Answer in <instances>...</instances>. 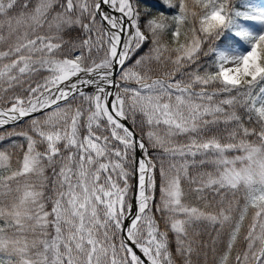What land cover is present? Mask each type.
<instances>
[{
	"label": "snow or ice",
	"instance_id": "1",
	"mask_svg": "<svg viewBox=\"0 0 264 264\" xmlns=\"http://www.w3.org/2000/svg\"><path fill=\"white\" fill-rule=\"evenodd\" d=\"M25 121L0 264H264V0H0Z\"/></svg>",
	"mask_w": 264,
	"mask_h": 264
},
{
	"label": "trees",
	"instance_id": "2",
	"mask_svg": "<svg viewBox=\"0 0 264 264\" xmlns=\"http://www.w3.org/2000/svg\"><path fill=\"white\" fill-rule=\"evenodd\" d=\"M25 123H26V121L21 122L20 124L15 125V126L11 124L9 126L6 125L3 128H0V136L1 135L9 136L8 134L13 131L14 127L16 130H19L20 128L24 127ZM13 137H14V140H16L18 143H21L23 140L22 137H15V136H13ZM23 143H24V141H23ZM3 149H8L11 151L12 150L11 144L10 143H8V144L3 143L2 145H0V150H3ZM13 161H15V157H13ZM183 188H184V192H185V202L196 205L198 207L204 206V201L198 200L196 198L195 194L190 192L189 185H188L187 181H184ZM209 236H213V237L216 236V233L214 231H212L211 226H208L207 232L204 233L205 240H208ZM208 243H209V245H211V241H208ZM217 246H219V241H217ZM213 258L214 257H213L211 252H209L206 257L203 255V253L200 256L202 264H212Z\"/></svg>",
	"mask_w": 264,
	"mask_h": 264
},
{
	"label": "rangeland",
	"instance_id": "3",
	"mask_svg": "<svg viewBox=\"0 0 264 264\" xmlns=\"http://www.w3.org/2000/svg\"><path fill=\"white\" fill-rule=\"evenodd\" d=\"M89 91H91V89H89ZM9 125H11V124H9ZM0 137H3V139H0V145H2L3 143H5V144L10 143L12 145V141H16V140H14V137L9 138V136H7V135H1ZM16 143L19 144L17 141H16ZM21 143H23V140Z\"/></svg>",
	"mask_w": 264,
	"mask_h": 264
}]
</instances>
